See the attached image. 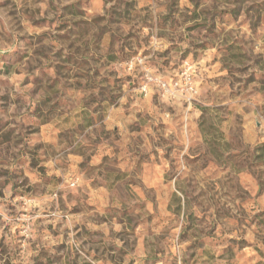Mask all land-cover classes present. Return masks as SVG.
Returning <instances> with one entry per match:
<instances>
[{
  "label": "rangeland",
  "instance_id": "rangeland-1",
  "mask_svg": "<svg viewBox=\"0 0 264 264\" xmlns=\"http://www.w3.org/2000/svg\"><path fill=\"white\" fill-rule=\"evenodd\" d=\"M263 145L264 0H0V264H264Z\"/></svg>",
  "mask_w": 264,
  "mask_h": 264
},
{
  "label": "built area",
  "instance_id": "built-area-1",
  "mask_svg": "<svg viewBox=\"0 0 264 264\" xmlns=\"http://www.w3.org/2000/svg\"><path fill=\"white\" fill-rule=\"evenodd\" d=\"M193 66L189 61H185L182 65L181 75L178 79L173 80L171 83L162 81L161 79L155 78L156 82L161 85L166 92L173 95L175 91L173 89H180L182 92L190 95L192 98L197 94V88L194 82ZM153 79V78H149ZM142 90L148 92V84L142 87Z\"/></svg>",
  "mask_w": 264,
  "mask_h": 264
},
{
  "label": "crops",
  "instance_id": "crops-1",
  "mask_svg": "<svg viewBox=\"0 0 264 264\" xmlns=\"http://www.w3.org/2000/svg\"><path fill=\"white\" fill-rule=\"evenodd\" d=\"M173 79H174V78H172L171 81H172ZM171 81H167V82L170 83ZM71 156H72L74 162H78V161L82 158V155H81L80 153H73ZM96 156L98 157V156H100V155L96 154ZM98 158H99V157H98ZM98 158H97L96 160H98Z\"/></svg>",
  "mask_w": 264,
  "mask_h": 264
},
{
  "label": "trees",
  "instance_id": "trees-1",
  "mask_svg": "<svg viewBox=\"0 0 264 264\" xmlns=\"http://www.w3.org/2000/svg\"><path fill=\"white\" fill-rule=\"evenodd\" d=\"M262 148V150H264V145L261 147ZM264 154V153H263Z\"/></svg>",
  "mask_w": 264,
  "mask_h": 264
}]
</instances>
